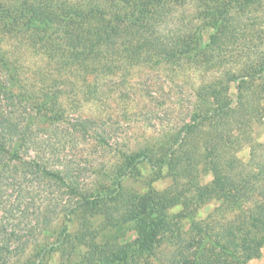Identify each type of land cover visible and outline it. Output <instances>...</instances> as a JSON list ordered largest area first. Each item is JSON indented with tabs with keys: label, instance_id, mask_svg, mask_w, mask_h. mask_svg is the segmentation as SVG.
<instances>
[{
	"label": "trees",
	"instance_id": "trees-1",
	"mask_svg": "<svg viewBox=\"0 0 264 264\" xmlns=\"http://www.w3.org/2000/svg\"><path fill=\"white\" fill-rule=\"evenodd\" d=\"M192 1L0 0V264H248L259 254L264 101L250 100L264 94V0H197L190 14ZM139 68L171 87L189 82L190 119L112 157L103 119L71 117L64 88L76 84V106L113 85L125 99ZM41 133L98 141V179L83 184L70 163L44 158Z\"/></svg>",
	"mask_w": 264,
	"mask_h": 264
},
{
	"label": "rangeland",
	"instance_id": "rangeland-1",
	"mask_svg": "<svg viewBox=\"0 0 264 264\" xmlns=\"http://www.w3.org/2000/svg\"><path fill=\"white\" fill-rule=\"evenodd\" d=\"M190 5L187 13H195L198 1L194 0ZM209 33L210 31L208 30L205 32L206 39H208ZM15 46L16 45H14V47ZM24 56L29 59V62L32 65L38 64V57L25 54ZM234 57L235 55L230 56L231 59ZM31 64L28 63L26 76L38 85L41 76L38 75V71L29 67ZM165 76L164 73L159 74L156 71L151 72L147 68L135 69L132 72V75H128L127 77L128 86L126 87L123 96L125 99L117 98L118 92L114 90L116 85L103 90V94H101L102 99L99 102H96V104H85L80 102V105H72L71 102L74 100L73 98L75 94L73 91L76 90H71L70 93H68L70 89L68 90L67 88H72V85L76 84H71L65 87V92L62 97H65L67 100V111L71 117L74 118L79 115L91 117L95 114L103 119L105 129L112 133L116 141L115 143L113 142V139L109 140L113 149L108 147V150H105L110 153L109 156L113 157V153L118 147L124 149L127 146L137 147L149 144L152 140L162 137L164 133H172L175 129H179L185 121H189L190 111L194 104L192 100L191 85H189V82L183 81V83L177 85L178 87H175L174 85L171 87L169 83L163 80ZM2 77L5 79V76ZM72 81L73 80L68 82ZM74 81L77 85H81L78 77ZM114 81L120 82V79L113 80V82ZM160 88H162V90ZM78 92L82 95V98L86 99L83 96V93H81L83 92L82 89ZM109 92L111 93V98L107 97L110 96ZM233 93L234 89L232 90V95ZM251 95L252 98L250 104L252 101H264V94L258 96L252 93ZM253 112L257 113V110ZM258 114L261 115L260 112ZM238 119H241V117H238ZM247 130L249 131L248 128ZM38 136V139H40L41 142L37 150L43 152L44 158L49 159L50 161L63 160L70 163L72 168L77 173H80L83 184L88 183L91 179H98L97 176L94 177V174L92 173L94 168L96 171L97 169H100L101 162L103 163L105 157L101 154V152L104 153V151L98 152V149L95 148V144L97 145L98 141H95L92 138L86 139V137L81 136L79 133H76V135L72 137H65L64 139H59V137L56 136L49 137V133H41L38 134ZM60 136L62 137L63 135ZM254 137L259 143L264 142V125L254 126ZM107 152H105V154ZM250 152V147L246 146L239 152L238 156L244 163H246L249 160ZM258 152L264 155L263 149L258 150ZM31 155H34V153L31 152ZM95 159H99L98 163H96ZM141 169L144 176L149 175L151 172L149 166H141L140 170ZM207 180H210V177H208ZM169 185L170 181L164 180L156 183L155 187L162 190ZM43 190L45 191V188H43ZM215 206L218 207V204L216 203ZM215 206L212 204L208 209L204 208L201 211L208 213V210H213ZM52 264H59L57 257ZM248 264H264V245L259 250V254L250 259Z\"/></svg>",
	"mask_w": 264,
	"mask_h": 264
}]
</instances>
